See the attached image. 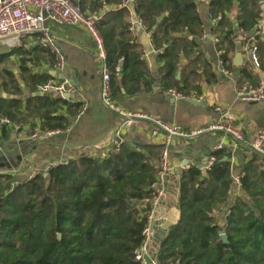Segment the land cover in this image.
Here are the masks:
<instances>
[{"label":"trees","instance_id":"trees-1","mask_svg":"<svg viewBox=\"0 0 264 264\" xmlns=\"http://www.w3.org/2000/svg\"><path fill=\"white\" fill-rule=\"evenodd\" d=\"M122 1L80 0L78 5L82 11H101L105 5ZM261 1L207 0L209 13L222 15L210 34L220 39L217 45L224 63L227 48H234L236 31L227 13L236 8L238 29L251 34L264 12ZM133 6L155 47L163 49L161 77L168 81L165 87H173L180 56L196 47L195 36L202 30L197 2L133 0ZM97 26L106 49L112 92L118 80L124 85L127 79L142 77L128 71L133 67L130 64L140 61L129 38L127 8L121 5L105 12ZM256 53L259 68L264 69V38L259 39ZM181 71L183 76L194 74L185 68ZM8 84L12 94L18 92L13 75L2 68L0 116L22 122L20 101L1 95ZM30 100L50 105L42 112L43 128H63L51 109L58 99ZM159 154L158 144L139 149L122 144L117 151L83 156L48 169L46 175L37 173L16 183L0 174V264H134L133 250L142 240ZM213 156L216 162L210 170L190 167L182 173L178 218L158 243L157 264H264V159L253 153L241 166V193L229 199L232 179L229 162L223 161L226 153L218 150ZM223 208L230 212L220 222L217 213Z\"/></svg>","mask_w":264,"mask_h":264},{"label":"crops","instance_id":"crops-1","mask_svg":"<svg viewBox=\"0 0 264 264\" xmlns=\"http://www.w3.org/2000/svg\"><path fill=\"white\" fill-rule=\"evenodd\" d=\"M72 1L78 5L80 0ZM125 1L127 4L122 7H126L129 13V38L131 43L136 45L140 61V64L131 62L133 67L128 71H131V74L138 73L142 77L132 79L133 81L127 79L124 85L118 80L112 94L120 107L130 112L143 113L149 120H135L128 127L120 128L122 119L106 110L100 103V71L94 61V44L88 32L78 25H59L45 21L43 26L54 36L64 58V68L61 72L54 67V56L41 46L39 33L6 40L4 51L0 54L2 60L9 61L12 65L4 69L13 75L19 88L18 92L12 94L8 84L1 95L3 98L16 97L21 103L19 110L24 118L22 122L11 121L19 127L15 136L11 133V126H0L1 175L10 176L16 183L30 179L37 173L46 174L50 169L48 166L58 161L77 160L89 154L102 155L107 149L122 144L137 149L154 145L157 141L153 133H161L154 120L179 125L186 130L206 128L216 117L215 106L230 108L246 137L264 129V102H244L236 96V89L242 85L258 86L264 83V69L252 63L249 50L235 39V34L232 39L234 48H227L228 60L225 63L221 59L223 51L214 44L211 37L200 38L203 30L210 32L216 25L208 18L210 13L207 0H195L202 30L195 36L196 47L180 56V70L175 73L173 87H169L181 88V92L185 94L196 92L204 97L205 104L174 99L165 94L168 89L165 83L168 81L161 77L163 61L159 57L163 49L155 47L150 32L144 30L135 14L133 0ZM261 2L264 11V0ZM119 7L120 4H111L105 5L101 11H91L87 8L88 10L83 12L97 13L101 18L105 12L117 10ZM236 14L237 10L233 8L227 16L237 31ZM188 38L191 39L190 36ZM171 43L170 41L169 44ZM218 50H221V54H218ZM237 53L241 54L240 64L235 63ZM256 55L258 59V54ZM182 68H185L186 72L193 70L194 74L183 76ZM50 78L68 79L77 86L78 92L68 100L55 98L54 95H41L37 87ZM32 97L58 99L51 109L54 110L53 116L61 118L64 125L61 130L64 132L41 139L32 137L35 132L48 130L43 128L41 116L42 112L50 107L46 102H29ZM27 101L29 107L26 106ZM82 105H85L86 109L77 116ZM218 150L226 153L225 161L229 162L231 179L233 174L241 172V166L250 160L253 154L243 146H236L229 135L218 131L204 132L191 139L173 140L169 147V160L175 169L166 178V191L153 220L155 237L150 242L153 258L160 239L178 218L179 174L190 167H197L205 172L201 169L202 165ZM232 155L234 161L231 168ZM237 193L240 194L241 190L236 191L232 181L228 198H234ZM225 209L217 213L220 222L225 216Z\"/></svg>","mask_w":264,"mask_h":264},{"label":"built area","instance_id":"built-area-1","mask_svg":"<svg viewBox=\"0 0 264 264\" xmlns=\"http://www.w3.org/2000/svg\"><path fill=\"white\" fill-rule=\"evenodd\" d=\"M126 4V1H122L121 3L122 6ZM208 18L214 24H217L221 20L222 15L218 14L217 16H212L209 14ZM99 20V14L84 13L77 3L72 0H0V41L5 42L10 39H20L27 35L39 33L41 46L54 56V67L61 72L64 68V58L60 53L54 36L43 26V23L45 21H50L59 25H78L83 27L90 35L94 44V61L99 68L101 77L100 103L102 106L122 119L120 128L128 127L135 120H149V117L145 114L127 111L115 102L112 95L111 74L107 63L106 49L97 26ZM207 37H211L216 45L220 41L218 37L212 36L207 30H203L200 38L203 39ZM260 38H264V14H261L257 18L251 34H248V32L243 29H238L235 33V39L244 44V47L249 50L251 61L255 66H259L256 50ZM217 52L221 54V50ZM115 72H119L118 65L115 67ZM37 89L41 95H58L63 100H68L64 98L65 94L72 96L78 92L77 86L68 79L56 80L50 78L40 84ZM165 94L174 99L195 101L199 104H205L204 97L196 92L185 94L175 88H168ZM236 96L244 102H264V83H260L258 86L242 85L236 89ZM85 109L86 106L82 105L78 109L77 116L82 114ZM214 111L216 112V117L206 128L186 130L179 125L167 124L159 120H154V123L161 132L153 133L157 144L160 146L158 161L159 171L150 185L151 197L148 200L149 208L145 213L142 240L133 250L134 264H157L150 252V242L155 237L151 224L153 223L160 200L166 191V178L168 174L175 169L174 165L169 160V147L175 138L191 139L204 132L218 131L229 135L234 140L236 146H243L245 149L264 159V129H259L255 131L252 136L246 137L240 126L236 123V116L230 108L215 106ZM0 126H11V133L14 136L16 134L15 131L19 130V127L12 124L10 119L6 116H0ZM62 132H64V130L48 129L39 133L35 132L32 137L41 139L58 135ZM112 149L117 151L119 146H115ZM88 156L92 155L89 154ZM233 161L234 157L232 155L230 157L231 168L233 167ZM68 162L69 161L66 160L58 161L57 163L50 164L49 168L61 164L66 165ZM215 162V156L211 155L202 165L201 169L206 172L213 167ZM243 175L242 172L232 175V181L236 191H240L241 178ZM181 176L182 173L179 174L178 177L181 178ZM229 212V209H225L224 215H228Z\"/></svg>","mask_w":264,"mask_h":264},{"label":"water","instance_id":"water-1","mask_svg":"<svg viewBox=\"0 0 264 264\" xmlns=\"http://www.w3.org/2000/svg\"><path fill=\"white\" fill-rule=\"evenodd\" d=\"M240 62H241V54H240V53H237L236 56H235V63H236V64H240ZM54 97H55V98H60L58 95H54ZM64 98H65V99H70L71 97H70L69 95L65 94V95H64ZM193 103H195V102H193ZM225 160H226V157L223 158V161H225ZM55 163H57V162H55ZM48 167H49V166H48ZM44 175H46V174H44ZM151 226H152V228H153L154 223H152ZM220 237L222 238V240H223L224 242H226V237H225L224 234H221ZM147 260H148V258H147Z\"/></svg>","mask_w":264,"mask_h":264},{"label":"rangeland","instance_id":"rangeland-1","mask_svg":"<svg viewBox=\"0 0 264 264\" xmlns=\"http://www.w3.org/2000/svg\"><path fill=\"white\" fill-rule=\"evenodd\" d=\"M3 45L5 46L6 43L0 41V54H1V52L4 51V50H3ZM11 66H12V65L10 64L9 61L2 60V59L0 58V70H1L2 68H8V67H11Z\"/></svg>","mask_w":264,"mask_h":264}]
</instances>
